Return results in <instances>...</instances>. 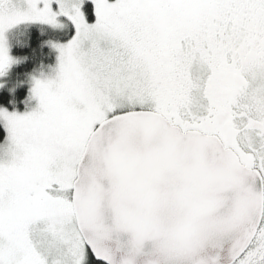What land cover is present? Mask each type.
<instances>
[{
  "label": "snow or ice",
  "instance_id": "snow-or-ice-1",
  "mask_svg": "<svg viewBox=\"0 0 264 264\" xmlns=\"http://www.w3.org/2000/svg\"><path fill=\"white\" fill-rule=\"evenodd\" d=\"M36 22L62 39L0 108V264H264V0H0V77Z\"/></svg>",
  "mask_w": 264,
  "mask_h": 264
},
{
  "label": "trees",
  "instance_id": "trees-1",
  "mask_svg": "<svg viewBox=\"0 0 264 264\" xmlns=\"http://www.w3.org/2000/svg\"><path fill=\"white\" fill-rule=\"evenodd\" d=\"M91 17L89 22H94ZM62 39L61 35L49 26L28 25L24 35L15 37L12 53L19 60L13 66L8 83L0 90V107L24 111L29 107L31 96L30 77L34 74L50 72L56 65L57 52L49 41ZM6 131L0 123V140Z\"/></svg>",
  "mask_w": 264,
  "mask_h": 264
},
{
  "label": "rangeland",
  "instance_id": "rangeland-1",
  "mask_svg": "<svg viewBox=\"0 0 264 264\" xmlns=\"http://www.w3.org/2000/svg\"><path fill=\"white\" fill-rule=\"evenodd\" d=\"M31 24L45 25V24H41V23H38V22H36V23H26V24H21V25L15 27V28L11 29V30L8 32L7 35H8V40H9V43H10V54H11L13 57H14V55H13V53H12V42H13V40L15 39V37H19V36H21V35H24L27 26H28V25H31ZM45 26H48V25H45ZM49 27H50V26H49ZM50 28H51V27H50ZM55 50H56V49H55ZM56 52H57V62H56V65H55V67H54L53 69H55V68L57 67V64H58V55H59V53H58L57 50H56ZM14 58H16V57H14ZM14 65H15V64H13V65L10 67V69H9V71H8V73H7L6 76H4V77H0V84L3 85L2 87H0V90H1V88H3V87L8 83V77L10 76V74H11V72H12V69H13V66H14ZM53 69H52L50 72H48V73H42V74H34V75H32V76L30 77V85H31V89H32V87L34 86V78H35V79H43V78H45V77L54 76V75H55V72L53 71ZM38 103H39L38 100L32 97V92H31L30 100H29V103H28V104H29L28 109H26V110H24V111H20V110H17V109H13V110H11V109L4 108V107H0V108L6 109L8 112H14V111H15V112H17L18 114H24V113H26V112H30V111L36 109V108L38 107Z\"/></svg>",
  "mask_w": 264,
  "mask_h": 264
},
{
  "label": "water",
  "instance_id": "water-1",
  "mask_svg": "<svg viewBox=\"0 0 264 264\" xmlns=\"http://www.w3.org/2000/svg\"><path fill=\"white\" fill-rule=\"evenodd\" d=\"M259 187H260V185H259V184H257V189H259Z\"/></svg>",
  "mask_w": 264,
  "mask_h": 264
}]
</instances>
